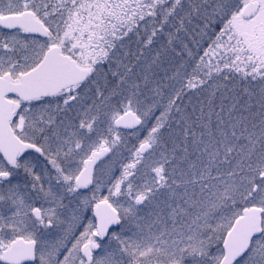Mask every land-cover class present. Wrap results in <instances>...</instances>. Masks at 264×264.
Masks as SVG:
<instances>
[{"label": "snow or ice", "instance_id": "obj_1", "mask_svg": "<svg viewBox=\"0 0 264 264\" xmlns=\"http://www.w3.org/2000/svg\"><path fill=\"white\" fill-rule=\"evenodd\" d=\"M0 264H264V0H0Z\"/></svg>", "mask_w": 264, "mask_h": 264}]
</instances>
